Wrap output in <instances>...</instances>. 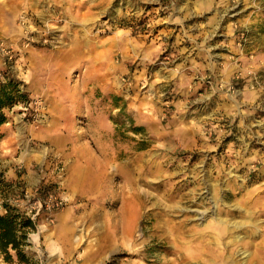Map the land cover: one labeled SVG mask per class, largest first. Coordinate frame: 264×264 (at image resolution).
<instances>
[{"label": "rangeland", "instance_id": "obj_1", "mask_svg": "<svg viewBox=\"0 0 264 264\" xmlns=\"http://www.w3.org/2000/svg\"><path fill=\"white\" fill-rule=\"evenodd\" d=\"M9 82L0 264H264V0H0Z\"/></svg>", "mask_w": 264, "mask_h": 264}, {"label": "trees", "instance_id": "obj_2", "mask_svg": "<svg viewBox=\"0 0 264 264\" xmlns=\"http://www.w3.org/2000/svg\"><path fill=\"white\" fill-rule=\"evenodd\" d=\"M18 89L13 82L0 85V126L6 123V110L20 102H29L28 95ZM35 226L34 221L18 209L6 206L5 213L0 215V256L5 262L12 263L14 258L18 262L29 260V252L26 253L25 249L30 247L28 235Z\"/></svg>", "mask_w": 264, "mask_h": 264}, {"label": "built area", "instance_id": "obj_3", "mask_svg": "<svg viewBox=\"0 0 264 264\" xmlns=\"http://www.w3.org/2000/svg\"><path fill=\"white\" fill-rule=\"evenodd\" d=\"M48 199H51V202L50 203H48L47 202V200ZM46 201H42V200H39L38 202H37V205H38V208H33V209H29L28 211H26V212H24V211H20L18 208V210L21 212V213H23L26 217H28L30 220H32V221H35L36 220V217L39 215V213L44 209V210H49L50 208H51V206L52 207H54V205L55 206H57L58 205V203H57V201H55V202H52V195L51 196H49V198H48Z\"/></svg>", "mask_w": 264, "mask_h": 264}, {"label": "bare ground", "instance_id": "obj_4", "mask_svg": "<svg viewBox=\"0 0 264 264\" xmlns=\"http://www.w3.org/2000/svg\"><path fill=\"white\" fill-rule=\"evenodd\" d=\"M193 231V230H192ZM122 237V236H121ZM184 239V238H183ZM175 240V239H174ZM177 240V239H176ZM174 242V241H173ZM170 243V242H169ZM120 246V245H119ZM176 248V247H175ZM177 249V248H176Z\"/></svg>", "mask_w": 264, "mask_h": 264}]
</instances>
